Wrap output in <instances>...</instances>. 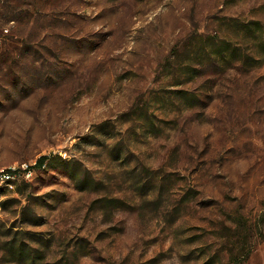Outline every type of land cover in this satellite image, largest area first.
<instances>
[{"label": "rangeland", "instance_id": "1", "mask_svg": "<svg viewBox=\"0 0 264 264\" xmlns=\"http://www.w3.org/2000/svg\"><path fill=\"white\" fill-rule=\"evenodd\" d=\"M250 20L264 0H0V264H264ZM229 43L259 61L215 67Z\"/></svg>", "mask_w": 264, "mask_h": 264}, {"label": "trees", "instance_id": "2", "mask_svg": "<svg viewBox=\"0 0 264 264\" xmlns=\"http://www.w3.org/2000/svg\"><path fill=\"white\" fill-rule=\"evenodd\" d=\"M241 31L251 34L253 38L256 40H259L261 44L264 46V24L257 20H250L247 22L242 21ZM238 48L233 47V44L229 43L228 48L225 52L221 51L219 52L216 57L213 59V64L215 67H222V65H225V63H229V61H232V57L234 58V55H237V60L242 61V63L247 64L248 61H259V59L252 53H245L243 55L238 54ZM264 53V52H263ZM58 158V157H57ZM49 159L48 156H42L38 159L37 164H35L34 169H40L44 166H46V162ZM60 159V157L58 158ZM52 160V159H51ZM64 165H68V161H63ZM13 174L16 173L15 171L10 170ZM73 177L77 179L76 174H72ZM79 182L83 181L81 178H79ZM45 264H52V263H45Z\"/></svg>", "mask_w": 264, "mask_h": 264}, {"label": "built area", "instance_id": "3", "mask_svg": "<svg viewBox=\"0 0 264 264\" xmlns=\"http://www.w3.org/2000/svg\"><path fill=\"white\" fill-rule=\"evenodd\" d=\"M13 178V173L9 171L0 172V182L1 183H10Z\"/></svg>", "mask_w": 264, "mask_h": 264}]
</instances>
